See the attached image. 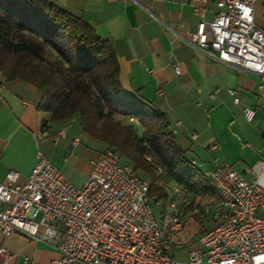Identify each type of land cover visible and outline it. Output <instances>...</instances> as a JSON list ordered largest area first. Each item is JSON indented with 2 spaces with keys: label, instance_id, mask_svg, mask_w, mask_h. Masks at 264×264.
<instances>
[{
  "label": "built area",
  "instance_id": "built-area-1",
  "mask_svg": "<svg viewBox=\"0 0 264 264\" xmlns=\"http://www.w3.org/2000/svg\"><path fill=\"white\" fill-rule=\"evenodd\" d=\"M181 1L190 2L200 16L199 3L213 1L216 7L207 28L191 33L185 41L212 53L221 63L258 75L264 85V29L253 20V5L264 0ZM246 9L251 20L245 16ZM243 117L251 122L254 112L245 108ZM128 122L138 125L132 117ZM47 135L42 129L41 136ZM78 142L75 138L72 145ZM90 167L80 188L44 158L23 185L17 183L16 171H8L5 183H0V232L56 243L58 258L46 264H264V161L247 172L250 180L226 162L204 172L215 194L205 209L217 225L198 238L184 261L170 255L184 226L175 203L169 204L175 211L170 222L160 226L148 183L122 163L117 152L99 151ZM172 193L180 194L181 189L173 187ZM9 257L0 247V263Z\"/></svg>",
  "mask_w": 264,
  "mask_h": 264
},
{
  "label": "crops",
  "instance_id": "crops-1",
  "mask_svg": "<svg viewBox=\"0 0 264 264\" xmlns=\"http://www.w3.org/2000/svg\"><path fill=\"white\" fill-rule=\"evenodd\" d=\"M49 1L109 43L119 65L122 89L166 117L176 145L198 168L202 163L208 171L224 162L209 157H228V146L237 142L235 131H240L235 123L245 120V108L254 112L247 123L264 116V85L258 75L221 63L212 53L185 41L212 21L213 1L198 4L201 16L194 13L190 2L181 0ZM253 20L264 29V3L253 5ZM39 98L29 85L6 81L0 75V183L13 170L19 174L17 183L23 185L44 158L72 185L69 170L83 166V178L75 184L80 188L88 178L90 162L105 146L83 135L76 120L49 123L48 135L41 136L46 119L37 109ZM59 132L63 136L58 137ZM75 138L79 142L74 146ZM211 145L215 148L210 149ZM55 246L0 232V247L10 254L0 264H46L58 258ZM177 247L185 249L174 244L171 250Z\"/></svg>",
  "mask_w": 264,
  "mask_h": 264
},
{
  "label": "trees",
  "instance_id": "trees-1",
  "mask_svg": "<svg viewBox=\"0 0 264 264\" xmlns=\"http://www.w3.org/2000/svg\"><path fill=\"white\" fill-rule=\"evenodd\" d=\"M0 75L37 91V109L48 114L42 129L76 120L83 135L117 152L148 183L153 205L164 209L167 186L192 199L179 210L181 219L196 199L215 200L204 173L176 145L166 117L122 89L109 43L49 0H0ZM130 117L138 125L123 121Z\"/></svg>",
  "mask_w": 264,
  "mask_h": 264
},
{
  "label": "rangeland",
  "instance_id": "rangeland-1",
  "mask_svg": "<svg viewBox=\"0 0 264 264\" xmlns=\"http://www.w3.org/2000/svg\"><path fill=\"white\" fill-rule=\"evenodd\" d=\"M43 117L48 119V114L43 113ZM123 121L127 122L128 120ZM235 126L239 127L240 131H235L237 142L234 141V144L232 143L231 146H228L230 150L228 157H209L208 160L212 161L213 158H217L220 162L224 161L245 179L250 180L251 175L247 172L251 170L257 162L264 161V116L255 118L252 123H247L245 120H238ZM135 129L136 133L139 134V128L136 127ZM187 158L190 159L191 157ZM206 168L207 166L202 163L199 165V169L202 172H205ZM84 173L85 169L83 166L71 168L69 174L72 178V183L76 184L81 182ZM75 184H73L74 187H76ZM172 190L173 187L169 188L167 186L166 191L170 194L164 209L162 203L153 205L154 214L160 226H167L174 215L175 211L169 207L171 202H174L179 210L191 205V198L188 197L186 199V205H183V195L181 193L173 194ZM212 202L213 199L209 197L198 198L194 201L191 209L183 216L184 226L176 237L174 244L185 246V249H178L177 247V249L171 250L170 255L174 260L184 261L186 259L187 249L196 246L202 230L212 229L214 222L211 220V214L205 209L207 205H210ZM179 238L182 239L178 240Z\"/></svg>",
  "mask_w": 264,
  "mask_h": 264
},
{
  "label": "snow or ice",
  "instance_id": "snow-or-ice-1",
  "mask_svg": "<svg viewBox=\"0 0 264 264\" xmlns=\"http://www.w3.org/2000/svg\"><path fill=\"white\" fill-rule=\"evenodd\" d=\"M249 11H250V10H247V9L245 10V16H246L249 20H251V17H250L249 14H248Z\"/></svg>",
  "mask_w": 264,
  "mask_h": 264
}]
</instances>
